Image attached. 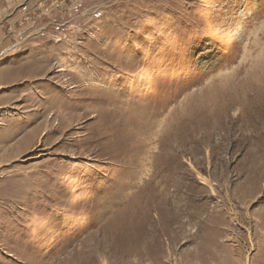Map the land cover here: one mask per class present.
<instances>
[{"label":"rangeland","instance_id":"1","mask_svg":"<svg viewBox=\"0 0 264 264\" xmlns=\"http://www.w3.org/2000/svg\"><path fill=\"white\" fill-rule=\"evenodd\" d=\"M0 264H264V0H0Z\"/></svg>","mask_w":264,"mask_h":264}]
</instances>
